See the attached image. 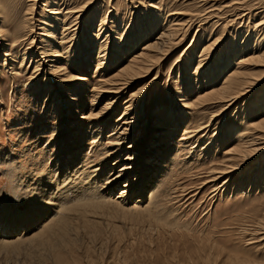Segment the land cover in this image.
<instances>
[{"label": "rangeland", "instance_id": "rangeland-1", "mask_svg": "<svg viewBox=\"0 0 264 264\" xmlns=\"http://www.w3.org/2000/svg\"><path fill=\"white\" fill-rule=\"evenodd\" d=\"M64 2L70 7H62L60 11L66 15L57 16L72 20V30L66 40L69 52L65 50L58 61L62 65L58 75H53L50 57L42 61L36 55L32 58L30 51L23 56L26 48L35 49L30 45L32 36L25 38L29 14L34 21L43 20V27L61 22L57 17L51 19L56 15H48L45 6H39H50L52 0H6L1 10L2 22H7L3 34L9 41L0 44V204L19 209L13 216L16 219L25 209L36 213L35 194L26 190L28 179L37 170L47 174L55 169L59 174L53 172L54 182L67 173V164L56 169L61 143L67 137L78 146L68 142L66 147L71 151L85 148L88 161L79 165L65 186L56 185L58 193L69 196L60 195L57 200L67 206L59 210L64 223L70 222L66 231L61 232L65 224L58 222L52 223L62 224L54 225L57 233H47L51 220L59 217L54 213L57 218L52 214L44 220L43 230L30 228L18 237L25 240L39 232L48 234L44 236L47 239L38 238L30 246L37 254L21 248L28 241L18 242L0 247V263L5 264L10 255V264H264V152L241 167H231L233 152H229L238 145L240 131L250 130L252 120L264 117V64L241 61L252 56L253 49H264V0ZM82 7L83 12L79 11ZM76 11L86 20L96 15V22L90 27L83 25V17L76 18ZM154 16L177 18L182 23L176 41L164 46L166 53L152 63L150 73L127 86L116 84L124 83L119 76L122 67L164 27L163 22L158 23L155 34L140 38L145 23ZM39 33L42 31L36 30L37 41ZM133 41L137 43L134 47ZM8 48L16 56L5 65L3 55ZM236 70L242 71L238 81L245 80L249 90L244 87L247 92L225 110L224 102L205 94L219 90L224 78ZM66 74L72 81L62 87L59 76ZM124 142L123 149L140 160L151 159L156 166L163 162L167 172L160 187L150 203L145 199V207L134 205L138 197L134 190L129 206L102 200L91 204L89 197L100 198L99 186L91 181L96 179L94 182L105 186L111 163L120 156L110 158L103 178L98 179L95 170L106 162L112 147L119 149ZM78 158L75 155L71 167L79 164ZM123 163L126 161L119 164ZM226 168L228 174L217 175ZM141 170L136 171L140 174ZM81 182L84 187L93 186L94 193L72 191L79 189ZM141 185L144 187V181ZM153 187L147 189V196ZM121 188L122 184L115 186L112 196H118ZM48 212L42 210L40 215ZM0 220L3 233L14 228L10 239L19 241L14 236L28 230L16 227L19 224L13 220H2L1 215ZM3 237L0 234V241Z\"/></svg>", "mask_w": 264, "mask_h": 264}, {"label": "bare ground", "instance_id": "bare-ground-1", "mask_svg": "<svg viewBox=\"0 0 264 264\" xmlns=\"http://www.w3.org/2000/svg\"><path fill=\"white\" fill-rule=\"evenodd\" d=\"M5 2H6V0H0V44H8L7 41H9V39L5 38L4 34H3V26L6 25L7 22H5L3 24L1 10H3L2 9L3 4H5ZM52 2H53V4L52 5L50 4V6H47L44 3H41V5L38 4L39 6H42V5L45 6V9H46L48 15H56V16H51L52 17L51 19H53L54 17L58 18V16H57L58 14H64L63 13L64 10L60 11V9L62 7H64V6L66 7V8H62V9H68V7H70V6H68L67 2H64V4H63L62 0H52ZM33 6H34V3H33V5L30 6L31 7L30 10H32ZM85 6H83V7H85ZM83 7L80 8L79 11L83 12ZM79 11H76V12L79 13ZM82 12H80V13H82ZM80 13L76 18H80V16L83 17V15H81ZM29 15H30V17H27L30 21L29 22L30 23L29 28H28L29 30L25 34L26 35L25 38H27V35L32 36V41H31L30 45L35 46V49H33L32 47L26 48L24 50L23 56L25 57V54L28 51H30L32 58H33V56L36 55V57H42L41 60L44 61V60H46L47 57H50L52 60L50 59L49 61L53 62V64L50 66L51 70L54 71L53 75H58L59 72L62 70V68H61L62 65L60 66L58 64V61H61L64 58V55L66 52H69L68 41H66V40L68 38L69 32L72 30V20L70 21V20L65 19V18L64 19L58 18L59 20H61V22L59 21V23L56 24L57 26L54 27V25H47L46 27H43L42 26V24H43L42 22H44L43 20L37 19L36 21H34L33 20L34 16L33 15L31 16V14H29ZM64 15H66V14H64ZM62 16H61V18H62ZM88 18L90 20H86L83 17V19H82V20H84L83 25H87V27H90V26H92V23L94 24L96 22V15H94V16L92 15L91 18L89 16ZM162 22L164 23V27L160 31H158V33L156 34L158 37L157 38L155 37L154 40H148V42L146 43V47L142 48V51L138 55H136L133 60H131L128 64H126L125 66L122 67L119 76L124 78V80H123L124 83L117 81V82H115L116 84H123L122 86H127L128 84L129 85L132 84L139 77L144 76V73H150L154 68L153 62L155 60L159 61V59L163 56V55L162 56H160V55L163 54L164 52L166 53V51H165L166 49H164V46L166 48L169 44L176 41V37L178 36L176 34H177L178 30H180L182 23L177 21V18L173 19L171 17H169V18L162 17L159 19L157 16L152 17V20L145 23L146 26H145L143 34H141L142 36H140V38L145 40L150 35L152 36L153 34H155L156 31L159 29V27H157V24L158 23L162 24ZM173 22H176V23L173 24ZM101 28L99 29L98 34L102 33ZM146 29H147V32H146ZM36 30L42 31V33H39V38H38L39 40L38 41L36 40L37 35H35ZM60 31H61V33H60ZM52 40H53V42H52ZM129 42L131 43V41H129ZM133 43H134V41H133ZM136 44L137 43L135 42L134 44H132V46L133 45L136 46ZM14 45H16V44L11 45L12 46V47H10L11 50L13 48H15ZM245 49H247V48H245ZM11 50L8 48L7 52H5V54L3 55V56H5L4 63H3L5 65L8 64L9 58L16 56L15 54H13L11 52ZM65 50H66V52H65ZM210 50H212V48ZM251 52L253 53L252 56H250L248 58H244L243 60L241 58V61L244 64H248L251 62H253V64L256 63L257 65L258 64H264V49L263 48L262 49H253ZM11 60H13V62L15 61L13 58ZM23 61H24V59L22 58V60L19 62V63H21V66L23 64ZM38 62H40V60ZM40 65H41V62L39 63V66ZM47 65H49V64H47ZM262 66H264V65H262ZM241 72L242 71H240V70L239 71L238 70L233 71L230 75H227L224 78L223 85L220 87L219 90H213L211 92H208L205 94V96L207 98L216 97L220 102H224V105H226V106H224L225 107L224 109L228 110L232 105H234V104H236V102H238L239 98L243 94H245L247 92V90H245V88H244V87H246V86H244L245 80L242 81L243 83L238 81V78H240ZM244 74H246V73H244ZM59 78H60L59 82L62 84L61 85L62 87L66 86V82H68L69 80L72 81L71 80L72 77H69V74L64 75V77L59 76ZM246 80H247V78H246ZM247 82H246V84H247ZM250 83L248 85H250ZM252 83H254V82H252ZM251 86H250V88H251ZM246 88L249 90L248 87H246ZM261 98L262 97H260V99ZM262 107H263V105L261 106V108ZM258 118L259 119H257L256 121H253V120L251 121L252 122V128H250V130L245 129L242 132L240 131L239 141H237V142H239L238 145L237 146L235 145L236 148H234V149L232 148L233 151H229L230 153L233 152V153H231V154H233V156L231 155L232 156L231 157V160H232L231 167H235V166L241 167L245 161H249V160L253 159L254 156H256L257 154L264 152V117L259 116ZM214 120H215V118H214ZM94 128H96V127H94ZM96 133L101 134L102 132L100 133V131L98 132V130H97ZM96 137H98V136H96ZM100 138H101V136H100ZM75 139L77 140V138H75ZM101 139L99 140V142L101 141L100 146H103L104 143L102 142ZM68 142L73 147H74V145H76L71 137H67L66 139H64V141L61 143L62 148L59 149L60 155H59V158L56 162V169H59V168L61 169L64 166V164L69 165V170L67 171V173L63 177H61L62 175L59 176V179L56 182H54V180H52V176H53V172L55 171V169H53V170L51 169V171L48 172L47 174L45 173L46 171L37 170L33 175H31V178L28 179V181L30 183L27 185L26 190L28 191V189H30L32 194H35L36 200L41 203V206L36 207V206H38V205H36L37 201L34 200L35 203L33 201V203H34L33 209L36 211V213H34L33 210H31V208L25 209L22 211L24 213L19 214V218L16 219L13 216L16 213L17 214L20 213V212H18V211H20L19 209H14V208H10V207L5 208L0 204V215L2 216V220L3 219L4 220L8 219L9 221L13 220L12 221L13 223L19 224L16 227L23 226V228L28 229L26 231H23L19 235L14 236V237L18 238L24 234L26 235L27 233L30 232V230H29L30 228H32L33 230H37V229L40 230V228H42V230H43V228H45V226H46V225L43 226L44 220L48 221L51 218L52 214H54V213L56 215L58 213L59 217L57 218L56 215L54 214V217L57 218L56 221L51 220L52 222H50L51 225L49 224L50 228H49L48 232L46 231L47 229H44V230L48 234H52V232L57 233L56 228H54L55 224H52V223H57V224H58V222L64 223L65 220H63V219L65 217L62 214H60L59 210L64 209L65 207H66L65 209H67V206L62 205L60 203V201L58 202L57 200L60 197V195L61 196L63 195L66 197V195L68 193H66V192H63V194H62V192L58 193L60 187L59 188L57 187L58 188V190H57L56 185L59 183H64V186H65V184H66L65 181L70 179L73 174L77 173L76 171H78V168H80L79 165L83 161L87 160V158H86L87 155L85 156L86 151H84L85 148L81 149L82 147H79L77 149V151H71L72 150L71 147H66V144ZM71 142H73V143H71ZM121 144H122V147H120L119 149L112 147L113 152H111L110 156L106 159V162H102L103 165L97 171L95 170V175H96V172H98L100 174L97 178L98 179L103 178L104 169L107 168V166L111 162V161L109 162L110 158L115 159L116 156H120L119 160H116L114 163H111V164H113V167L110 166L111 171L106 175L107 177H105L106 181L108 180V182L105 186H103V184H102V187H101L100 186L101 183L98 185L96 182H94L96 179H93L91 181V183H94L95 186L96 185L99 186V190H98L99 196H97V197H100V198H90L89 197V199H87V201L91 202V204H95L97 201L102 200V201H109V202H112L115 204L127 206L128 204L132 203V198L129 197V195L131 194V191L134 190V192H135L134 194L138 196L137 199L135 200L134 205H136V206L140 205L141 207H145L147 205V204L144 205L145 199H147V197H148V200L150 203L152 197L154 196V193L157 192L158 187H160L161 182L163 181L164 175L167 172V170H166V168H164V164H162L163 162L160 165L156 166L155 161L152 162L151 159L147 160V158H146L142 161V160H140V158L137 154H132L129 151H127L126 149H123L126 146L125 142L121 143ZM76 146H78V145H76ZM105 146H107V145H105ZM122 149H123V151L121 152ZM126 151L128 152V154L126 153V155H125L127 157L125 159H122L121 156ZM157 153H159V155L160 154L163 155L160 152H157ZM168 153H169V151H168ZM75 155L79 156V158H78L79 164L76 167H73V166L71 167L72 159L75 157ZM160 157H163V156H160ZM238 158H241L240 162H238ZM60 160H61V165L58 166ZM122 161H126V163H123L120 165L119 163H122ZM117 163L120 165L119 166L120 168L117 169V171L114 173L113 170H114L115 165ZM73 164H74V161H73ZM154 166H155V168H154ZM141 167L143 168L144 171L141 170L140 174H139L136 170L140 169ZM157 167H158V169H156ZM135 171L138 174H135L132 178L131 174L136 173ZM229 172H228V168H226L224 170H221L220 172L218 171L217 175L218 176L219 175H226ZM58 174L59 173L56 172V175H58ZM91 175L93 177V174H91ZM213 179H215V178H213ZM141 181H144V187L141 185ZM52 183L54 185L51 186ZM82 184L84 185V183L81 182V185ZM120 184H122V188L120 189V191H118V193H117L118 196L113 197L112 195H113L114 187L118 186ZM153 184H154V187H153L152 191L150 192L149 196H147V194L149 193L147 191V189L151 188V186H153ZM83 185L81 187H79V189H77V190L73 188L74 190H72V191H74L76 194H82V192L85 189H88V192L94 193V187L93 186L84 187ZM60 186H61V184H60ZM67 187H65V189ZM69 188L70 187H68L67 189H69ZM70 189H72V188H70ZM146 191H147V193H146ZM86 194H84V195H86ZM75 196L76 195L74 194V197ZM68 197L69 196H67L66 198H68ZM63 199L64 198L61 197V200H63ZM68 209L70 210V208H68ZM42 210L43 211L49 210V212L47 214L44 213L41 216L40 214H41ZM69 223H70L69 221L68 222L66 221V224L64 223L65 225H63L60 228L61 232L66 231V229L69 227ZM1 224H3V223L0 220V225ZM57 224L55 225V227L58 226ZM60 226H58V227H60ZM0 227H2V225ZM47 227H49V226L47 225ZM7 229H8V231L6 233H3L0 230L1 236L2 237L4 236L2 238V240L0 241V244H1L0 247L7 246V245H13V244L18 243V242H20V244H21V243H25L28 241L26 244H24V245L22 244L23 246H21V245L20 246L22 249H26V251L30 255H31V252H35V253L37 252V249H35L36 251H34L33 250L34 248L31 249L32 247H30V246H32V243L34 242V240H36L38 238H43L45 236V235L43 236V234L41 235V233L39 232L38 233L39 235L34 234L35 236L29 237L28 239H25V240L23 239L24 237H22L23 241L18 238L19 239V241H18L17 239H10V238H12V235L15 234L14 228L10 227ZM45 237H44V240L47 239ZM40 241H41V239H40ZM4 250H5V248H4ZM4 250H2V251H4ZM6 251H8V250H6ZM9 251H11V249ZM0 252H1V250H0ZM12 253H16V250H14ZM9 257H10V255L6 256L5 264H10L9 262H7Z\"/></svg>", "mask_w": 264, "mask_h": 264}]
</instances>
